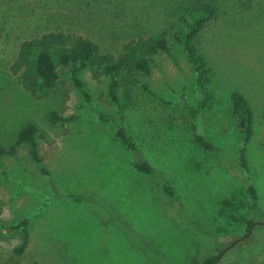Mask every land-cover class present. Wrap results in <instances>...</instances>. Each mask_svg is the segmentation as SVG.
<instances>
[{"label":"rangeland","instance_id":"obj_1","mask_svg":"<svg viewBox=\"0 0 264 264\" xmlns=\"http://www.w3.org/2000/svg\"><path fill=\"white\" fill-rule=\"evenodd\" d=\"M127 1L134 9L114 8L115 0H83L80 11L67 4V10L25 15L19 10L30 8L29 0H0V146L8 148L32 123L40 159L32 161L29 146L15 158H0V226L28 220L19 258L13 250L22 243L21 230L0 229V264H203L218 251L215 264H264V0H218L216 17L194 42L213 97L201 113L202 129L218 152L195 143L182 107L200 99L186 55L171 38L185 15L182 0ZM102 7L108 14L96 11ZM104 23L122 29L103 32ZM137 25L146 37L165 33L175 57L159 54L150 74L140 77L156 98L139 85L129 101L119 90V103L128 104L120 110L108 98L109 80L97 83L87 69L77 77L88 101L67 70L60 71L56 89L32 95L8 70L26 37L76 33L116 55ZM234 91L253 113L247 171L237 158ZM52 112L61 119L57 124L49 120ZM117 122L136 152L115 138ZM135 160L148 163L154 175L134 171ZM246 183L255 190L256 208ZM164 184L172 193H163ZM84 194L93 196L88 205L67 198ZM247 222L255 225L245 237Z\"/></svg>","mask_w":264,"mask_h":264},{"label":"trees","instance_id":"obj_2","mask_svg":"<svg viewBox=\"0 0 264 264\" xmlns=\"http://www.w3.org/2000/svg\"><path fill=\"white\" fill-rule=\"evenodd\" d=\"M30 8H22L19 13L25 15L35 14L36 11L43 13L59 12L62 9H68L67 4L75 6L76 10H81L83 0H29ZM80 1V2H79ZM96 0H92V2ZM112 0H104L106 3H112ZM251 0L248 2L250 3ZM254 2V0H253ZM250 4V6L253 4ZM218 0H182L184 16L178 18L180 28L177 31L171 32V38L182 47L187 61L194 73V83L199 101L196 106L190 107L185 103L182 107L190 119V129L192 130L195 143L206 152H218V148L208 140L202 129L201 113L211 106L213 97L208 88V69L205 61L198 54L194 45L200 31L214 19L218 12ZM75 4V5H74ZM104 4V3H103ZM134 4H129L127 0H115L114 8L123 6L124 8L134 9ZM103 8V7H102ZM96 10L99 13L108 14L103 8ZM245 9V7H243ZM73 9V8H72ZM125 11V10H124ZM11 13L9 9L5 13ZM103 15V14H100ZM44 18L46 16H42ZM51 18V15L45 19V22ZM101 31L113 32L122 28L115 24H103ZM129 30H133L127 36V40L123 43L118 54L103 52L101 48L90 39L76 34L64 33L62 31H44L38 36L26 37L18 42L16 47V55L8 70L11 75L17 78L18 84L32 95L36 92L45 90H54L59 85L60 71L67 70L70 74L71 81L74 86L81 92L85 101H88V96L84 90L82 82L78 79L77 74L82 69H87L93 81L100 83L103 79H108V98L113 102L118 109L127 107L128 104L121 105L119 103V90L123 96L129 101L131 99V88L139 85L143 92L148 93L156 98L148 88L146 82H141V76L150 74V69L154 58L159 54L167 55L171 60L175 61L174 54L171 50L169 39L165 33L153 37H146L143 28L132 26ZM2 31V27H0ZM7 37V35H6ZM7 39H9L7 37ZM230 112L237 123L240 133V144L237 150V158L239 167L243 171H247L246 149L252 140V124L253 113L246 98L239 92L234 91L229 96ZM99 119L111 121L109 116L98 114ZM49 120L52 124H57L61 119L57 113H50ZM37 130L32 123H26L17 132L16 139L8 148L0 146V158H15L17 153L22 148L29 146V155L33 162L39 163L40 159L37 154V145L35 137ZM115 138H117L125 148L130 152H136V148L129 136L126 134L123 126L117 122L115 126ZM131 166L137 173L153 176V168L145 161H132ZM161 190L165 194L172 193L166 184L162 185ZM245 192L249 197L252 207H257V195L253 186L249 183L245 185ZM93 196L90 194L84 195H69L71 201L85 203ZM93 213H100L89 206ZM27 224L28 220L24 219L12 227L0 226L3 230H21L22 243L19 247L13 250L16 258L22 256L27 245ZM254 223L247 222V233ZM247 233L244 235L246 236ZM218 251V250H217ZM223 251H218V254L206 258L203 264H215L220 254ZM18 264V262H16Z\"/></svg>","mask_w":264,"mask_h":264},{"label":"water","instance_id":"obj_3","mask_svg":"<svg viewBox=\"0 0 264 264\" xmlns=\"http://www.w3.org/2000/svg\"><path fill=\"white\" fill-rule=\"evenodd\" d=\"M254 225H255V224H253V225L250 227L249 232L247 233V235H249V234L251 233V231H252ZM247 235H246V236H247ZM246 236H245V237H246ZM238 241H239V240H236V241L234 242V244H235L236 242H238ZM232 245H233V244H232ZM221 256H222V255H221ZM221 256H220V257H221Z\"/></svg>","mask_w":264,"mask_h":264}]
</instances>
